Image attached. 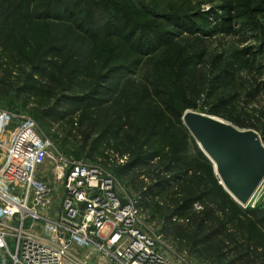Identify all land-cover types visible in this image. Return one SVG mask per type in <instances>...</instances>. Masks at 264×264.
<instances>
[{"label":"trees","instance_id":"16d2710c","mask_svg":"<svg viewBox=\"0 0 264 264\" xmlns=\"http://www.w3.org/2000/svg\"><path fill=\"white\" fill-rule=\"evenodd\" d=\"M140 4L0 0V96L27 95L24 105L42 108L44 125L64 141H80L91 156L104 143L111 148L113 139V150L128 156L118 176L178 251L190 250L208 264H264V206L235 201L204 152H190L195 138L183 122L187 110H201L255 129L264 140V127L246 117L251 111L264 121L258 79L264 65L257 66L255 55L228 57L212 40L237 33L229 8L209 33L183 20L151 32L148 45ZM99 6L110 7L105 19ZM98 43H108L109 63L131 67L124 66L127 75H99L79 89L75 74L92 69ZM173 45L176 51L163 50ZM137 71L140 78L129 76Z\"/></svg>","mask_w":264,"mask_h":264},{"label":"built area","instance_id":"2783aa9c","mask_svg":"<svg viewBox=\"0 0 264 264\" xmlns=\"http://www.w3.org/2000/svg\"><path fill=\"white\" fill-rule=\"evenodd\" d=\"M166 242L118 174L69 159L34 118L0 109V264H194Z\"/></svg>","mask_w":264,"mask_h":264},{"label":"rangeland","instance_id":"374dc122","mask_svg":"<svg viewBox=\"0 0 264 264\" xmlns=\"http://www.w3.org/2000/svg\"><path fill=\"white\" fill-rule=\"evenodd\" d=\"M141 4L139 9L142 14L140 17L141 30L144 32L146 41L148 45L150 43V33L158 30H163L165 26L174 29L180 21L186 20L191 22L197 31L210 32L212 31V26L215 21H221L222 17L227 15L225 9L229 8V16L232 19V24L237 33L229 36H216L214 42L216 44H223V50L227 53L228 57L233 59H252L254 55L257 58V66L264 65V0H139ZM105 4L109 0H104ZM103 9V19H105L108 14H110V7H101ZM142 33V32H141ZM140 33V34H141ZM139 35V34H138ZM108 43H98L97 52L93 56L94 64L92 69L85 72L84 74H75L77 82L79 84V89L84 90L89 88L95 83L96 78L99 75L107 74H117V76L126 74L127 71L124 68H130L129 63L123 61H116L109 63L108 59L111 57L110 52L105 48ZM111 47V46H110ZM178 48V45H173L170 47H165L163 50L168 52H174ZM154 49L153 47L151 48ZM150 49V50H151ZM110 50V49H109ZM111 51V50H110ZM258 52V53H257ZM140 70V69H139ZM119 72V73H116ZM130 74V73H128ZM259 75V74H258ZM132 76L133 78H140L142 76L141 72H135ZM260 81H264V69L262 70V75L258 77ZM70 80V78H68ZM69 82V81H68ZM27 97V95H25ZM25 97H17L13 94L11 97L0 96V109L10 110L17 114H22L25 117L34 118L41 126L44 134L48 137L54 144L56 150L62 152L71 160H82L93 166H101L107 170H110L116 174L119 173L120 166L124 164L127 160L121 163L123 158L127 157L122 155L116 150H113L112 145L116 144L115 141L111 140V148H107V143L102 145L100 153L91 156L90 153L83 151V146L80 141L76 140H66L64 141L65 135L59 133L57 129H49L48 125H44L40 120L41 109L34 103L30 106L24 105ZM262 106H264V97L259 96ZM193 110V109H189ZM204 114H208L201 110H196ZM211 115V114H208ZM218 119H221L227 123L233 124L230 120L223 117L212 115ZM246 117L253 118L258 121L260 126L264 127V121L257 113H252L249 111ZM185 125V124H184ZM235 125V124H233ZM236 126V125H235ZM238 127V126H237ZM179 127L174 126V131H177ZM247 129V128H240ZM255 130V129H254ZM257 131V130H256ZM258 132V131H257ZM260 134V132H258ZM261 135V134H260ZM262 137V136H261ZM263 139V138H262ZM264 141V140H263ZM190 152L195 154V147L200 148L198 142H190ZM201 149V148H200ZM202 150V149H201ZM216 171V170H215ZM217 174V173H216ZM121 177V175L119 176ZM122 179V177L120 178ZM123 181V180H122ZM125 185L128 184L126 181L123 182ZM59 190L56 194L55 208L56 210L61 203V198L63 197L64 190L62 183H58ZM127 186V185H126ZM129 186V185H128ZM127 186V187H128ZM129 188V187H128ZM130 190V188H129ZM259 195L261 199L264 200V183L262 184ZM134 195V194H133ZM258 195V196H259ZM135 196V195H134ZM259 201L255 207L264 206V201ZM263 202V204L261 203ZM251 207V206H250ZM55 213V212H54ZM150 223L154 225L155 229L160 231V226L157 225L155 221L150 220ZM161 232V231H160ZM166 239V238H165ZM166 243L172 247L179 254L188 257L194 264H208L206 260L200 261L198 256L191 252L190 250L178 251L177 246L166 239ZM85 250V249H84ZM82 254H85L86 250ZM88 252V251H87ZM88 254V253H87ZM86 254V255H87ZM94 256V255H93ZM92 264H112L106 260H96L92 259Z\"/></svg>","mask_w":264,"mask_h":264},{"label":"water","instance_id":"95a60500","mask_svg":"<svg viewBox=\"0 0 264 264\" xmlns=\"http://www.w3.org/2000/svg\"><path fill=\"white\" fill-rule=\"evenodd\" d=\"M183 122L213 163L224 188L238 204L247 207L264 183L261 135L195 110H187Z\"/></svg>","mask_w":264,"mask_h":264},{"label":"crops","instance_id":"0c3cea01","mask_svg":"<svg viewBox=\"0 0 264 264\" xmlns=\"http://www.w3.org/2000/svg\"><path fill=\"white\" fill-rule=\"evenodd\" d=\"M259 194L257 193L256 194V196H255V199L257 200V202H259V201H261L262 199H261V196L259 195ZM262 201H264V200H262ZM262 204H263V202H261Z\"/></svg>","mask_w":264,"mask_h":264},{"label":"bare ground","instance_id":"6f19581e","mask_svg":"<svg viewBox=\"0 0 264 264\" xmlns=\"http://www.w3.org/2000/svg\"><path fill=\"white\" fill-rule=\"evenodd\" d=\"M260 193V192H259Z\"/></svg>","mask_w":264,"mask_h":264}]
</instances>
